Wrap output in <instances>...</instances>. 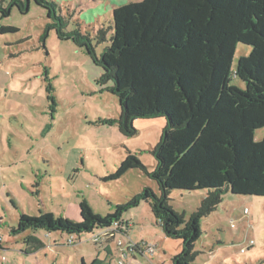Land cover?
I'll list each match as a JSON object with an SVG mask.
<instances>
[{
  "label": "rangeland",
  "instance_id": "obj_1",
  "mask_svg": "<svg viewBox=\"0 0 264 264\" xmlns=\"http://www.w3.org/2000/svg\"><path fill=\"white\" fill-rule=\"evenodd\" d=\"M45 1H52L56 14L69 19L67 32L79 26L93 38L100 27L108 26L113 10L142 0ZM48 22L46 12L33 3L25 15L13 10L10 17L0 18V25L18 30L0 35V264H91L97 257L101 264H119L125 256H134L125 250L129 242H146L155 250L153 255H138L135 264H172L181 243L164 236L145 203L123 214L122 245L112 242L120 256L113 262L103 251L96 254L93 244L99 248L106 244L88 242L91 233L70 246L66 234L35 232L45 248L34 254H26L23 244L30 232L10 234L21 214L50 213L55 220L75 223L80 221L78 205L83 200L96 215L106 217L145 187L158 195L155 182L142 170H131L114 181L109 176L130 153L146 172H153L152 151L165 120L136 119L137 133L123 136L117 127L118 100L108 92L110 84L100 83L101 69L70 41H59L53 31L43 42ZM107 44L93 41L97 56ZM250 53L251 47L239 44L231 70ZM232 84L243 88L236 79ZM253 135L262 154L264 131ZM204 196L198 189L174 190L169 205L188 220ZM200 226L201 237L194 245L197 256L191 264H264L263 198L225 195ZM250 241L253 245L240 253Z\"/></svg>",
  "mask_w": 264,
  "mask_h": 264
},
{
  "label": "trees",
  "instance_id": "obj_2",
  "mask_svg": "<svg viewBox=\"0 0 264 264\" xmlns=\"http://www.w3.org/2000/svg\"><path fill=\"white\" fill-rule=\"evenodd\" d=\"M30 3L46 12L41 40L50 32L70 41L101 69L100 83L118 100L119 132L137 133L136 119L163 118L161 137L152 151L156 161L148 173L136 155L128 154L109 176L118 180L131 170H142L155 182L158 195L145 187L106 217L96 215L83 200L80 221L55 220L50 213L21 214L12 236L30 232L27 253L45 248L33 234L60 233L80 238L121 221L123 214L145 203L164 236L181 243L172 264H191L201 237V220L216 211L223 196L253 194L264 199V145L259 154L253 134L264 131V0H142L112 11L107 27L93 38L79 26L66 31L69 19L45 0H0V18L16 10L28 13ZM0 25V35L16 34ZM96 44L108 42L102 53ZM239 44L251 47L248 57L231 66ZM236 79L243 84H232ZM203 191L196 211L185 220L169 205L174 190ZM140 245H137V248ZM139 252V250H135ZM81 264H84L83 262ZM91 264H101L95 259Z\"/></svg>",
  "mask_w": 264,
  "mask_h": 264
},
{
  "label": "built area",
  "instance_id": "obj_3",
  "mask_svg": "<svg viewBox=\"0 0 264 264\" xmlns=\"http://www.w3.org/2000/svg\"><path fill=\"white\" fill-rule=\"evenodd\" d=\"M246 212L247 210H245V213ZM231 228H233V224L231 225ZM120 238H122V225L120 221H118V222L113 223V225L108 228L94 230L93 232H91L89 240L93 243H105L106 245L109 242H116L118 245H122ZM0 242H1V238H0ZM66 244L70 246H74L76 244V237L70 236L67 239ZM252 245H253V242L250 241L247 244L246 248L240 249V253L244 254L246 249ZM142 248H143L142 244H140V247L137 248V244H133L130 242L127 243L125 246V250L126 252H129V254L136 253L135 250L136 251L139 250L142 252V254H145V255L147 253H150V255H153L155 252V250L150 245H147V244L145 245L146 249L143 250ZM119 264H123V263L120 262Z\"/></svg>",
  "mask_w": 264,
  "mask_h": 264
},
{
  "label": "crops",
  "instance_id": "obj_4",
  "mask_svg": "<svg viewBox=\"0 0 264 264\" xmlns=\"http://www.w3.org/2000/svg\"><path fill=\"white\" fill-rule=\"evenodd\" d=\"M129 227V226H128ZM88 242H90V243H92L93 244V242H91L89 239L87 240ZM114 243V242H113ZM112 242H109L107 245H105L106 247H103V248H99V246H97V245H95V244H93L94 245V247H96L97 248V251H96V254L99 256V254H100V252L101 251H103L107 256H109L108 258V260L110 261V262H113L114 261V258L117 256H120V254L117 252L118 251V249L116 248V252H117V255H116V252H114V249H113V246H114V244H113ZM44 244V243H43ZM142 244H147V245H149L148 243H146V242H142ZM76 245V244H75ZM74 245V246H75ZM138 245V244H137ZM45 246V245H44ZM116 246V245H115ZM138 255H140V256H144L143 254H142V252L141 251H139V252H137V253H134V256H132L131 258H129L130 256L129 255H127V256H125V258H123L122 260H120L119 261V263L120 262H122L123 264H135L136 263V261H137V256ZM95 259H97V260H99V258L97 257V258H95ZM94 259V260H95ZM93 260V261H94ZM100 261V260H99ZM129 261V262H128ZM83 261H81V263H82ZM128 262V263H127ZM84 263V262H83ZM85 264V263H84Z\"/></svg>",
  "mask_w": 264,
  "mask_h": 264
},
{
  "label": "water",
  "instance_id": "obj_5",
  "mask_svg": "<svg viewBox=\"0 0 264 264\" xmlns=\"http://www.w3.org/2000/svg\"><path fill=\"white\" fill-rule=\"evenodd\" d=\"M27 5H29V4L27 3Z\"/></svg>",
  "mask_w": 264,
  "mask_h": 264
}]
</instances>
